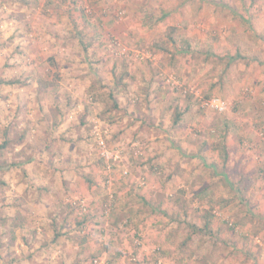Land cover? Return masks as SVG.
Wrapping results in <instances>:
<instances>
[{"label": "rangeland", "instance_id": "obj_1", "mask_svg": "<svg viewBox=\"0 0 264 264\" xmlns=\"http://www.w3.org/2000/svg\"><path fill=\"white\" fill-rule=\"evenodd\" d=\"M2 78L20 83L0 85V204L32 188L28 169L51 193L45 210L0 208V264H264V0H0ZM94 130L131 173L108 188ZM35 148L51 167L18 166ZM65 195L88 200L84 242ZM63 222L72 240L40 249Z\"/></svg>", "mask_w": 264, "mask_h": 264}, {"label": "trees", "instance_id": "obj_2", "mask_svg": "<svg viewBox=\"0 0 264 264\" xmlns=\"http://www.w3.org/2000/svg\"><path fill=\"white\" fill-rule=\"evenodd\" d=\"M165 17V16H164ZM160 19H162V18H159V20ZM187 47L189 48V44H187ZM20 83V81L19 80H17V79H14V80H10V79H6V78H2V79H0V85H8V86H13V85H17V84H19ZM46 88V87H45ZM93 96H95V95H93ZM113 97V95H112V92L109 90V98H111V100H112V104H110V110L109 111H113V110H116V109H118L119 108V106H118V102H117V100H116V98H112ZM100 98H103V95H101V94H96V96L94 97V101H96V99H97V101L98 100H100ZM237 105H238V103H236L235 104V108H237ZM235 108H234V110H235ZM185 109H183V110H181V111H177L176 112V114H174L175 115V124L176 123H178V121L181 119V117H182V115L185 113ZM84 121H85V119H83V120H81L80 121V123H78V124H74L73 126L74 127H76L75 125H78L79 127L81 126V125H83V123H84ZM173 123V124H174ZM76 128H78V127H76ZM95 131V130H94ZM94 131L91 133V137H93V139H94ZM95 142V141H94ZM8 144H10V142H8V141H6V142H4V144L2 145V147H1V149L2 148H7V146H8ZM95 144V143H94ZM133 147V146H132ZM30 148H32V147H30ZM124 148V147H123ZM46 149H48V146H45L44 147V149H43V151H46ZM261 149V148H260ZM41 150L42 149H40V154L39 155H36L35 153H36V148H35V150L33 151L34 152V154H32L31 156H29L28 157V159L27 160H25V162L24 163H18L19 165L18 166H21L22 164H23V166H25L26 164H30L32 161H33V163L34 162H39V163H43V164H45V165H47V166H50L51 167V165H53V162H52V160L49 158V157H45L42 153H41ZM262 150H264V144H263V148H262ZM124 152L125 151H123L122 152V154H121V161H119L118 163H116V164H114V165H112V167H110V169H108L107 168V165L104 163V161L99 157V155H98V158L100 159V161L103 163V165H104V171H105V173H104V177H103V181H104V185H105V187L106 188H108L109 186H111V185H113V181H114V176L115 175H119V176H121L122 178H129L130 177V175H131V173H130V171L127 169V166H125V165H123V162H124V160H125V157H126V154H124ZM135 158H141L142 157V155H133ZM227 158V157H226ZM25 164V165H24ZM59 164H60V160L57 162V164H56V168H55V170L56 169H59L60 167H59ZM13 165V164H12ZM28 166V165H27ZM212 169H214V167L212 168ZM54 170V171H55ZM123 171H127V176H123L122 175V172ZM118 173V174H117ZM23 174H24V176L26 177V178H29V175H28V173L26 172V171H23ZM110 177L111 178H113L110 182V185H107L106 184V181L108 180V179H110ZM170 175L169 176H167V179H170ZM87 179V178H86ZM243 181H244V179H243ZM30 185L32 186V187H36V189H37V191H39L38 192V199H41L42 197H43V194H42V192L44 191L43 189H42V187L40 186H38L34 181H30ZM62 185H64L65 187H67L66 185H67V183L65 182V181H63V183H62ZM139 186H141V185H139ZM41 197V198H40ZM113 198V205H112V208L110 209V212L109 213H112L113 211H114V209H115V206L116 205H114L116 202H117V200L115 199V197L114 196H112ZM60 200H62V199H60ZM59 200V201H60ZM64 200H65V203H66V207L68 208V210L72 213V212H77V213H80V214H82V220L81 221H79V222H76V225L74 226V230L72 229V231H73V233H74V235L75 236H80V237H82L83 236V238L84 239H82V242H84V240H85V238L88 236V234L86 233V225H87V223H86V218L88 219V211H89V204L87 203V201L86 200H84V199H80V198H75L74 196H72V195H65V197H64ZM64 200H62V201H64ZM81 201H83V202H85L84 204H85V206H86V208L85 209H80L79 207H80V205H81V203H79V202H81ZM144 201L146 202L147 201V196L145 195V198H144ZM100 209V208H99ZM100 211V215L101 216H105V212L103 211V209H100L99 210ZM96 215V214H95ZM55 217V216H54ZM57 216H56V218L54 219H51V221L53 222V226L54 227H56L55 225H56V223H57ZM208 224H209V222L207 223V222H205V224H204V226H203V229H201V228H199L198 226H196V225H193L192 224V226H190V232L188 233V235L184 238V240L181 242V244L179 245V248L180 249H182V248H184L185 246H186V243H188L189 241H191L192 240V238H193V236L195 235V234H197V233H199V232H204V231H206V229L208 228ZM11 226H12V228L10 229V230H8V231H6L5 232V235L7 234L8 235V238H9V243H11V244H14V242L16 241V233H15V231H14V229H16L17 227H20V226H22V227H24V224L23 223H20V222H18L16 219H13L12 220V224H11ZM64 227H65V224H64V222L62 223V225L58 228V229H54V233H53V235L49 238V239H47L45 242H43L42 243V245L41 246H39L40 247V249H48L49 247H50V245L51 244H57L59 241H60V239L61 238H65L66 240H72V238L74 237V236H72V233L68 230V231H65L64 230ZM38 232L36 231V230H33V232L31 233V235H32V237L34 238L35 237V235L37 234ZM82 235V236H81ZM140 240H141V238H139V236H136V239L134 240V242H133V244L131 243V245H132V249L134 250L135 248H139V249H141L142 248V242H140ZM82 242H80V243H82ZM162 246H159V249H160V253L163 255L164 254V252H168V250H164V248L162 247ZM132 250V251H133ZM40 252V250H37L36 251V253H39ZM164 256V255H163Z\"/></svg>", "mask_w": 264, "mask_h": 264}, {"label": "built area", "instance_id": "obj_3", "mask_svg": "<svg viewBox=\"0 0 264 264\" xmlns=\"http://www.w3.org/2000/svg\"><path fill=\"white\" fill-rule=\"evenodd\" d=\"M244 94H246L244 92ZM200 107L208 112H214V113H219V114H224L227 113L230 109V105L227 101H224L222 99L219 98H208V99H202L199 101ZM94 143L97 149V153L99 155V157L104 161V163L107 165V168L110 169V167H112V165L118 163L119 161H121V154L123 152L122 149L118 148V146L116 148H110L108 143L106 142L105 138L103 137V135L95 130L94 131ZM134 146V145H133ZM127 171H123L122 175L123 176H127ZM113 178L110 177V179H108L106 181L107 185H110V181ZM141 181V183H140ZM139 185H143L144 184V180L141 179L139 180ZM112 195L109 197V200L107 201V203H105L102 206L103 211L105 212V215L107 216L108 214H110V209L112 208L113 205V199H112ZM81 203L80 205V209H85V202L81 201L79 202Z\"/></svg>", "mask_w": 264, "mask_h": 264}, {"label": "crops", "instance_id": "obj_4", "mask_svg": "<svg viewBox=\"0 0 264 264\" xmlns=\"http://www.w3.org/2000/svg\"><path fill=\"white\" fill-rule=\"evenodd\" d=\"M24 169H25V167H24ZM26 171H27V173L29 172L28 175H29L30 178H34L35 179V182L39 185V187L41 185H43V183H46V180H47L46 174H44V173L42 174L40 172L39 173H34L33 171H30V169H28ZM7 177H9V176H7ZM69 177H70V179H74V175L73 176H69ZM6 179H8V178H6ZM11 185L13 186L14 184L12 183ZM42 189L44 190L42 192L43 195L45 193H51V191L49 190V187L47 185H44L42 187ZM25 190H26V192H25ZM72 191L74 192V189H72ZM27 192H31V193L28 194ZM38 192L39 191H37L36 187H32V188L31 187H27L26 184L25 185L16 186L13 189H9L5 193L6 202L4 204H0V208L4 205L6 208H10L9 210H13V209L18 210L19 206H21L22 208L24 206H26V207L30 206V208H29L30 211L45 210L46 209V207H45L46 202H44L42 199H38ZM30 195H33V196H30ZM59 199H62L61 196H60ZM83 199L88 201L85 198H83ZM60 201H62V200H60ZM47 204H49V203H47ZM50 205L51 204H49V209H50ZM35 225H37L36 222H35ZM20 227L23 228L22 226H20Z\"/></svg>", "mask_w": 264, "mask_h": 264}]
</instances>
